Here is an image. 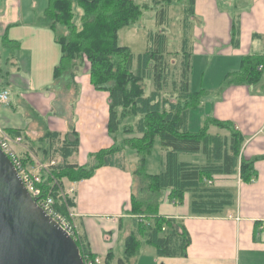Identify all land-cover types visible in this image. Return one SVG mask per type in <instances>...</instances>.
Listing matches in <instances>:
<instances>
[{
    "label": "crops",
    "instance_id": "1",
    "mask_svg": "<svg viewBox=\"0 0 264 264\" xmlns=\"http://www.w3.org/2000/svg\"><path fill=\"white\" fill-rule=\"evenodd\" d=\"M175 1L165 2L166 12ZM143 2L149 4L147 9H152L154 14L155 9L163 4L162 0ZM177 3L181 4L185 15L190 0H178ZM47 4L48 0H0V67L10 63V68L23 67L29 75L33 70L40 69L46 70L47 75L58 65L60 45L56 42L54 31L40 21ZM189 9L187 23L186 19L184 23L191 31L192 51L205 58L202 76L214 64L207 82L203 78L201 84L205 86H201L199 105L202 108L209 105L202 115L207 119L229 121L233 125L243 137L240 158L252 162L255 175L251 181L243 182L237 169L236 173L217 174L209 178L211 186L231 194L230 204L209 215L190 212L189 192H185L182 203L177 204L168 198L169 190L163 191L158 214L175 218L185 227L190 243L184 256H159L154 246L144 239L141 241L152 246L150 253L154 254L158 264H264V86L256 89L226 82L228 73L240 69L243 56L264 53V0H193ZM4 38L12 44L14 42L15 48L5 45ZM74 80L80 81L82 89L69 105L70 118L66 120L68 116L65 113L52 117L44 131L40 125L28 121L24 104L22 110H18L15 103L19 97L34 103V108L43 112L48 99L27 97L23 92L17 94V90L21 89L15 87L12 81L11 84L1 82L0 90H8L9 100L6 105H0V127L24 135L21 137L24 143L19 145L31 155L40 157L32 142L44 136L47 148H43V158L56 159V163H89L92 153L116 141L115 135L107 131L108 93L93 88L87 67L82 78ZM187 127L190 130L189 113ZM48 133H57L58 136L51 139ZM75 133L78 146L65 158L61 154L60 143L64 138L74 139ZM207 134L227 139L230 136L227 129L211 124ZM23 154L28 153L24 151ZM165 154L161 149L160 166L157 172L149 174H156L164 168ZM177 160L204 165L206 155L201 151L178 154ZM132 171L126 166L124 170L101 166L89 178L77 181L63 179L64 190L73 189L68 210L74 214L90 252L100 258L99 264H117L115 250L124 254L125 238L132 230V215L127 213L134 186ZM109 252L111 255L106 263L105 257Z\"/></svg>",
    "mask_w": 264,
    "mask_h": 264
},
{
    "label": "trees",
    "instance_id": "2",
    "mask_svg": "<svg viewBox=\"0 0 264 264\" xmlns=\"http://www.w3.org/2000/svg\"><path fill=\"white\" fill-rule=\"evenodd\" d=\"M192 3L193 0H190L189 8ZM74 5L79 8V13L74 11ZM144 8L148 5L137 0H48L40 17V21L54 31L61 49L60 60L53 68L52 76L74 79L76 66L72 67V61L82 57L87 62L90 84L94 89L108 93V133L115 134L122 128L123 132L137 135L116 140L111 146L92 153L87 164L56 163L47 172L41 170L38 184L42 196L51 190L55 208L65 214L66 205H71V202L59 195L58 188L63 187V179L77 181L89 178L101 166L124 170L122 151L127 147L136 152L138 164L132 175L137 177V185L135 190L133 186L127 210L132 215V230L125 238L124 258H118L117 264H125L136 253L141 239L154 246L159 256L186 254L190 237L183 224L175 218L158 214L164 190H169L168 198L177 204H181L184 193L189 192L190 212L209 215L220 212L231 203V194L211 186L209 178L217 174L236 173L237 169L243 182L251 181L255 175L252 162L240 158L243 137L229 121L208 118L198 132L188 130V113L192 107L199 105L201 91H190V54L186 50V38L182 39L179 50L180 69L173 78L164 57L168 52L165 49L168 45L165 33H149L152 44L137 55L128 46L119 43V31L136 24ZM189 8L185 17H188ZM157 12L160 15L158 24L162 25L166 7L160 5ZM60 28H65L66 32H59ZM3 41L9 47L16 46L7 38ZM259 65L262 69H258ZM144 80L153 86L148 93H145ZM226 82L258 88L264 86V53L243 56L240 69L228 73ZM167 86L169 90L163 94ZM130 118H134L133 124L123 126L122 120ZM210 124L227 129L230 133L228 139L207 134ZM3 130L12 137L16 134L24 136L13 129ZM48 135L51 139L58 136L57 133ZM74 135V139L64 138L60 143V151L65 158L78 146L76 133ZM155 137H158L159 146L166 156L164 168L156 174H149L144 170V161L151 152ZM200 151L206 155L204 165L177 160L178 154ZM75 244L79 255L85 253L95 257L83 236ZM110 255L111 252L106 255V263Z\"/></svg>",
    "mask_w": 264,
    "mask_h": 264
},
{
    "label": "rangeland",
    "instance_id": "3",
    "mask_svg": "<svg viewBox=\"0 0 264 264\" xmlns=\"http://www.w3.org/2000/svg\"><path fill=\"white\" fill-rule=\"evenodd\" d=\"M141 4H145L143 2L144 0H138ZM163 1V4H165V1ZM175 1V0H174ZM178 0L175 1L174 4H172L168 11L163 15V24H158L160 15L158 14V9H155V14L152 9H143V13L141 18L136 24L129 25L127 27L122 28L119 31L118 35V41L120 44L126 45L130 48L132 53L134 55H137L143 51H145L148 46H150L152 43L149 39V33L156 34L157 32H163L166 35L167 43L168 45L165 47L166 55L164 56L166 61L169 64V71L171 74V77H175L179 72V60H181V53L180 40L183 38L187 39V45L186 50L190 54V70H189V86L191 92L201 91V86L204 87L205 84L201 85L204 81L207 82L208 79V73L210 72V69L214 68V64H211L210 69L208 68V71L205 72V75L203 74V65L205 63V58L199 57V55H196L192 51V44H191V31L186 26L183 29L181 28V23L184 26V19L187 20V17H185L182 6L180 3H177ZM162 3V2H160ZM159 3V4H160ZM162 4V5H163ZM149 6V4H148ZM166 6V5H164ZM74 11L79 13V8L74 5ZM156 16V18H155ZM183 16V17H182ZM77 17V14H76ZM185 20V21H186ZM189 21V20H188ZM190 22V21H189ZM187 23V22H186ZM190 26V24H189ZM59 32H66L65 28H60ZM202 59V60H201ZM0 67V83H7L11 84L12 81L15 87L20 88L21 90H17V94L20 92L25 93L27 97H34V96H41L44 97L46 100L48 99V103L46 104L47 108L45 111L41 112L39 109L34 108V103L28 102L26 100H22L18 97L15 105L18 108V110H22V104H24L26 109V113L28 114V121L34 124L40 125L44 131L46 126H48V121L52 117H57L62 115V113H65L68 117H66L68 120L69 117V105L72 104L75 94H78L81 92L82 85L80 81L76 82L74 79H81L82 74L85 71V67H87V62L84 61L82 57L75 58L72 61V67L76 66L74 69V79H68L65 80L66 77H60V78H54L52 76V70L49 71V73H46V70L40 69V70H33L32 74L29 75V72L27 69H24L23 67H14L10 68V63H6L4 65H1ZM9 67V68H6ZM14 69V70H12ZM224 73V69H223ZM145 93H148L152 88V84L150 82L145 81ZM258 87H256L257 89ZM10 89L12 90L13 87L10 86ZM6 90V89H5ZM164 92H168L169 86H167ZM8 91V90H7ZM9 94V93H8ZM201 96V94H200ZM11 97L13 95L11 94ZM9 100V98H8ZM7 104V103H6ZM4 104V105H6ZM3 105V104H0ZM203 106L200 104L199 106L192 107L189 110V127L190 132H198L201 130L202 126L204 125V122L207 120V117H203L205 115L206 111L209 109V105L205 108H202ZM63 116V115H62ZM132 122H130V121ZM129 120L124 119L122 120V125H129L130 123L133 124L134 118H130ZM210 128L209 130H211ZM1 131H4L3 128L0 127ZM115 138L117 141L122 140L124 137L131 138L133 136H137L135 133L131 132H123L122 128L115 134ZM44 136H40L37 140L29 141V143H34L35 151L38 152L40 157L31 155L28 150H26L25 147L19 145L20 143H24L23 140L19 144L12 143V148L16 151L18 156L21 158V166L26 168L27 170H32L34 173H40L41 170L38 164H47L50 160H56V159H45L42 156L43 148H47V141H44ZM44 141V142H43ZM21 147V148H17ZM21 149V150H19ZM23 149V150H22ZM24 151L28 154H23ZM160 155H161V149L159 146V139L158 137H155L153 147L151 149L150 154H148L145 157V164H144V170L148 173H155L157 172L159 168V162H160ZM138 155L136 152L132 149L125 148L123 150V161L124 166L131 169H135L138 164ZM24 161V162H23ZM40 170V171H39ZM134 190L136 189L135 186L137 185V177H134ZM60 188V187H59ZM62 190V191H61ZM61 191V192H60ZM59 192L64 197V200H68L70 193L73 192V189H67L64 190L63 187L59 189ZM61 196V197H62ZM66 205V203H64ZM73 214V213H72ZM74 216V215H73ZM144 221V218H143ZM152 246L148 245L145 242H140L139 248L136 251L134 255L129 257L128 264H158L155 260L154 254L152 255L151 248ZM117 248V247H115ZM115 256L118 258L122 257L124 254L120 250L114 251ZM96 257V256H95ZM94 258V257H93ZM98 258V257H97ZM100 263V258H98Z\"/></svg>",
    "mask_w": 264,
    "mask_h": 264
},
{
    "label": "water",
    "instance_id": "4",
    "mask_svg": "<svg viewBox=\"0 0 264 264\" xmlns=\"http://www.w3.org/2000/svg\"><path fill=\"white\" fill-rule=\"evenodd\" d=\"M0 264H83L74 240L32 199L1 148Z\"/></svg>",
    "mask_w": 264,
    "mask_h": 264
},
{
    "label": "built area",
    "instance_id": "5",
    "mask_svg": "<svg viewBox=\"0 0 264 264\" xmlns=\"http://www.w3.org/2000/svg\"><path fill=\"white\" fill-rule=\"evenodd\" d=\"M258 69H262V66L259 65ZM9 94L5 89L0 90V104L8 103ZM22 141L21 136H10L5 131L0 130V148L1 150L9 157L11 162L13 163L18 175L20 176L25 189L32 197V199L40 206L49 216H51L60 227L66 231V233L74 240V242L81 241V233L78 229V225L74 220V214H72L66 205L67 212L64 214L58 211L54 206L53 196L51 194V190L44 196L41 195V190L38 187V184L41 181L40 173H34V171L27 170L23 166H21V158L18 156L16 151L12 148L11 144H19ZM56 164L55 160H50L47 164H38L40 170L48 171V168L52 165ZM39 170V171H40ZM56 183V182H55ZM58 188V192H59ZM72 189V188H71ZM62 191V190H61ZM60 191V192H61ZM59 192V195L62 194ZM64 199V197L62 196ZM83 264H98L99 260L97 257H90L87 254L80 255Z\"/></svg>",
    "mask_w": 264,
    "mask_h": 264
}]
</instances>
